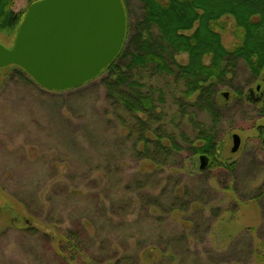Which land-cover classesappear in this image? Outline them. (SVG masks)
<instances>
[{
  "label": "rangeland",
  "instance_id": "rangeland-1",
  "mask_svg": "<svg viewBox=\"0 0 264 264\" xmlns=\"http://www.w3.org/2000/svg\"><path fill=\"white\" fill-rule=\"evenodd\" d=\"M33 1L15 0L13 10L27 11ZM142 14L141 3L131 0L127 23ZM16 35L0 32V43L11 48ZM223 39L231 45L233 35ZM11 72L10 65L0 68V264H114L125 255L145 263L148 249L184 231L218 252L241 250L253 236L254 246L264 247V117L246 98L256 89L247 68L225 79L219 95L228 92L227 102L220 99L225 109L215 122L205 111L180 110L185 89L173 75L144 72L147 88L162 90L164 132L182 146L161 169L133 155L136 135L129 137L117 118L124 113L111 110L103 88L50 91ZM197 120L216 134V161L225 165L210 161L201 170L200 156L189 153L191 141L200 143ZM235 133L242 140L238 152L231 151ZM175 194L186 213L145 207V198L161 195L168 206ZM70 230H78L77 239Z\"/></svg>",
  "mask_w": 264,
  "mask_h": 264
},
{
  "label": "trees",
  "instance_id": "trees-1",
  "mask_svg": "<svg viewBox=\"0 0 264 264\" xmlns=\"http://www.w3.org/2000/svg\"><path fill=\"white\" fill-rule=\"evenodd\" d=\"M138 1L142 5L143 17L134 24L130 21L127 23L126 41L114 61L85 86L70 89L75 93L96 88L105 90V102L111 110L117 112L120 107L124 113L117 118L129 130V137L136 135L133 155L137 160L153 162L161 169L171 165L170 160L182 150L175 136L172 133L167 135L163 130L165 127L160 120L167 113L160 106L162 90L148 89L144 72L166 77L173 75L183 83L185 89L182 90L185 102L180 103V110L192 114L205 111L215 122L220 120L225 109L220 107V99L227 102V98L219 95L225 79H234L238 70L247 68L251 75L249 82L256 83V89L251 87L246 98L258 104L259 112L264 117V0ZM122 2L129 13L131 0ZM14 3L15 0H0L2 33H18L27 12H15ZM225 32L233 35L231 45L224 42ZM181 54L186 58L179 61ZM10 67L12 75L29 84L35 82L23 68L16 65ZM257 85L261 86L262 94L260 100L254 102L250 90L257 93ZM235 89V94L243 97L242 89ZM197 123L199 135L196 140L200 143L191 141L188 151L193 156L207 155L214 165L218 162L216 156L220 150L216 134L205 129L198 120ZM148 132L155 137L148 136ZM140 144L141 148L138 147ZM160 196L145 198V207L149 210L154 207L166 209L169 215L174 216L188 211L181 196L175 194L168 206L162 203ZM202 210L197 207L195 213ZM198 228L193 227V236L198 233ZM29 229L35 230L33 227ZM82 230L85 232L83 225H80L79 232ZM69 232L72 238L77 239L78 230ZM253 238L255 236L250 242L243 243L241 250L218 252L205 247L203 238L193 239L184 231L170 239L168 237L160 246L148 249L145 256L149 261L145 263L137 255H125L114 264H188L189 257L195 264H264V247L257 249ZM67 241L73 244V241ZM190 243L200 244L202 251L191 253Z\"/></svg>",
  "mask_w": 264,
  "mask_h": 264
},
{
  "label": "water",
  "instance_id": "water-1",
  "mask_svg": "<svg viewBox=\"0 0 264 264\" xmlns=\"http://www.w3.org/2000/svg\"><path fill=\"white\" fill-rule=\"evenodd\" d=\"M126 26L122 0H38L28 6L14 45L0 43V68L21 67L50 91L84 86L122 50ZM223 95L227 98L228 92ZM232 140L231 151L238 152L240 135L233 134ZM199 160L200 169H206L209 157L200 155Z\"/></svg>",
  "mask_w": 264,
  "mask_h": 264
},
{
  "label": "flooded vegetation",
  "instance_id": "flooded-vegetation-1",
  "mask_svg": "<svg viewBox=\"0 0 264 264\" xmlns=\"http://www.w3.org/2000/svg\"><path fill=\"white\" fill-rule=\"evenodd\" d=\"M257 93H254L253 95H252V98L254 99V100H256L257 98H259L260 96L258 95H256ZM256 95V96H255Z\"/></svg>",
  "mask_w": 264,
  "mask_h": 264
}]
</instances>
